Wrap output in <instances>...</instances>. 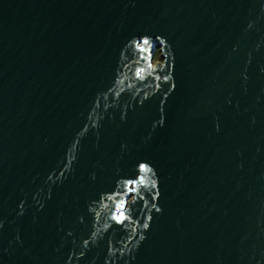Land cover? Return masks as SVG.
Instances as JSON below:
<instances>
[{"label":"water","instance_id":"95a60500","mask_svg":"<svg viewBox=\"0 0 264 264\" xmlns=\"http://www.w3.org/2000/svg\"><path fill=\"white\" fill-rule=\"evenodd\" d=\"M0 264H264V0H0Z\"/></svg>","mask_w":264,"mask_h":264},{"label":"snow or ice","instance_id":"6c2138e0","mask_svg":"<svg viewBox=\"0 0 264 264\" xmlns=\"http://www.w3.org/2000/svg\"><path fill=\"white\" fill-rule=\"evenodd\" d=\"M142 43H143V45L147 46V45L149 44V40L144 39V40L142 41ZM141 51H143V48H141ZM147 168H148L147 164H145V163H141V164H139V170H140V172H144V171H146ZM124 191H127V188H125ZM129 195H131V193H129ZM118 210H120V209H119V206H118ZM122 215H123V213H122V210H121V216H117L116 219L121 220V222H123L122 219H121Z\"/></svg>","mask_w":264,"mask_h":264},{"label":"rangeland","instance_id":"374dc122","mask_svg":"<svg viewBox=\"0 0 264 264\" xmlns=\"http://www.w3.org/2000/svg\"><path fill=\"white\" fill-rule=\"evenodd\" d=\"M159 62L161 63L163 62V58H162L160 50L157 51L154 64L157 65Z\"/></svg>","mask_w":264,"mask_h":264}]
</instances>
